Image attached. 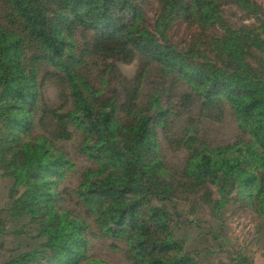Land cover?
<instances>
[{
	"label": "rangeland",
	"instance_id": "obj_1",
	"mask_svg": "<svg viewBox=\"0 0 264 264\" xmlns=\"http://www.w3.org/2000/svg\"><path fill=\"white\" fill-rule=\"evenodd\" d=\"M136 2L143 11L140 27L148 28L190 66L204 65L215 71L214 77L238 70L243 77L264 82V0H212L216 10L207 6V17L196 0ZM5 4L0 0L1 19L9 14ZM66 33L68 52L84 60L76 63L78 70L99 88L108 104L116 105L115 119L129 123L136 109L148 117L156 150H141V155L165 188L141 207L140 231L149 239L160 236L162 240L169 233L173 250L160 255L186 254L193 264H238V248L241 251L244 245L251 250L254 239L257 252H262L264 146L241 128L244 125L228 103H213L209 84L184 77L173 61L140 52L125 59L104 57L91 50L100 31L72 27ZM27 53L29 59L37 51ZM32 69H26L31 101L24 106L10 90L0 87V149L3 159L14 164L12 173L27 184H17L10 176L0 178V198L10 188L15 199L27 192L25 207L34 211L15 215L11 197L0 205V264L45 241L39 234L55 224L57 213L73 220L71 227L78 233L80 253L71 264H147L148 257L134 249L135 229H107L100 210L110 202L88 196L92 181L115 171L95 160L92 152L98 151L88 149L94 135L68 115L75 110L68 76L46 61L35 62ZM134 88L136 108L128 96ZM124 142L131 143L129 138ZM205 146L208 149L201 150ZM203 157L212 164L231 158L225 165L233 171L229 182L225 166L216 179L200 178L197 163ZM158 209L166 214L165 230H158L160 218H151Z\"/></svg>",
	"mask_w": 264,
	"mask_h": 264
},
{
	"label": "trees",
	"instance_id": "obj_2",
	"mask_svg": "<svg viewBox=\"0 0 264 264\" xmlns=\"http://www.w3.org/2000/svg\"><path fill=\"white\" fill-rule=\"evenodd\" d=\"M5 2L7 3L5 10L9 14L5 15L4 19L0 18V87L5 91L10 90L13 99L21 101L22 107L31 101L27 68L33 71L35 62L46 61L63 69V73L69 79L75 106V110L68 113L70 119L77 125L80 121L88 133L94 135V142L88 149L98 151L97 154L92 152L95 160L104 168H113L115 171L114 175H109L101 181H92L87 188L91 199L104 198L110 202L105 209L100 210L103 214L102 225L107 229L117 228V232H123L128 227L134 228L136 231L134 249L148 257L147 264H193V260L186 254L173 257L160 255L161 252L173 250V241L171 243L167 240L169 233L162 240L160 236H152L149 239L146 233L140 231L141 207L150 202L151 197H158V191L165 188L164 184L155 180L148 166L149 162L141 155V150H151L152 147V150H156V146L152 145L154 138L150 135L148 117L141 116L142 109H136L137 113L131 114L133 119L129 123L115 119L116 105L108 104L99 88L78 70L76 63L84 60L75 59L68 52L66 30L82 27L100 31L98 42L91 48L97 55L104 57L122 55L125 59L128 55L140 52L175 62L181 66V74L184 77L201 85L209 84L207 90L212 100H215L213 103L225 100L236 114L239 124L244 125L241 128L254 138L257 136L255 139L263 146L264 82L250 75L243 77L238 70L214 77L215 71L208 70L204 65L190 66L185 57L179 59L175 52L164 46L148 28L140 27L144 22L143 11L136 0H5ZM196 3L200 4L205 17L209 16L207 6L212 7V12L216 10L212 0H196ZM35 50L37 53L27 59V51ZM229 55L235 58L232 54ZM236 61L240 62L238 59ZM139 81L140 75L137 83ZM136 92L137 88H134L132 94L128 95L135 108ZM124 138H129L130 145L124 142ZM207 149L205 146L201 150ZM248 149L251 150V147ZM230 159L215 160L212 164L210 158L203 157L197 163V169L201 171L200 178L206 179L211 176L212 179H216L218 171L226 164H230ZM10 162L11 160L3 159V152L0 149L2 174L14 177L17 184L24 183L27 186L22 177L12 173L13 163ZM224 173L227 174L226 180L229 182L233 171L226 167ZM149 175L150 182H147ZM11 191L12 188L10 197L14 200L10 208L14 210L15 215L25 216L34 213L25 207L24 196L28 195L27 192L15 199ZM128 196L132 198H127ZM165 216V212L160 209L151 215L154 220L157 218L162 220L158 230L167 229L163 221ZM55 218L57 219L55 224L44 227L39 234V237H46L45 241L31 251L19 253L5 264H71L74 257H78L80 253L78 233L71 227L73 220L66 214L57 213ZM111 223L113 225L109 227Z\"/></svg>",
	"mask_w": 264,
	"mask_h": 264
},
{
	"label": "crops",
	"instance_id": "obj_3",
	"mask_svg": "<svg viewBox=\"0 0 264 264\" xmlns=\"http://www.w3.org/2000/svg\"><path fill=\"white\" fill-rule=\"evenodd\" d=\"M0 173H1L0 178H9L3 175L2 171H0ZM7 198H10V190H8L6 197L2 199L0 198V205H4L5 199ZM255 240L256 239H254L252 244L249 246L251 250H248L246 247H244V245L241 246V251L240 248H238L239 249L238 256L240 255L241 258V262H239L238 264H264V246L261 247L262 252H257V249L254 245L256 243Z\"/></svg>",
	"mask_w": 264,
	"mask_h": 264
}]
</instances>
